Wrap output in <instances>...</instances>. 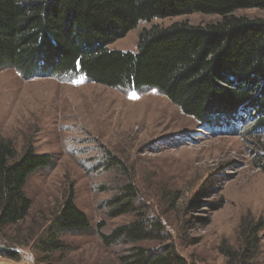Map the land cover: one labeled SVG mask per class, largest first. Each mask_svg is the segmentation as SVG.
Listing matches in <instances>:
<instances>
[{
  "label": "rangeland",
  "instance_id": "rangeland-1",
  "mask_svg": "<svg viewBox=\"0 0 264 264\" xmlns=\"http://www.w3.org/2000/svg\"><path fill=\"white\" fill-rule=\"evenodd\" d=\"M234 16L264 20V11ZM219 15L191 14L141 21L109 50L137 51L140 32L152 26L209 25ZM0 138L18 157L27 145L49 154L54 165L34 172L25 194L27 219L0 230V264L34 259L30 234H41L73 188L75 205L90 221L86 234L65 233L77 264H117L125 250L106 248L109 234L135 216H108L110 200L128 183L141 214L159 218L177 252L189 264H264V127L253 115L232 126H204L155 90L110 89L83 76L24 80L0 71ZM174 206V207H173ZM220 206L213 211V208ZM253 244L250 251L246 247ZM140 245L157 249V242ZM5 252L17 253L11 260Z\"/></svg>",
  "mask_w": 264,
  "mask_h": 264
},
{
  "label": "trees",
  "instance_id": "trees-1",
  "mask_svg": "<svg viewBox=\"0 0 264 264\" xmlns=\"http://www.w3.org/2000/svg\"><path fill=\"white\" fill-rule=\"evenodd\" d=\"M250 9L264 11V0H0V71L14 70L24 80L83 76L110 89L155 90L204 126H232L249 114L264 127V20L234 16ZM191 14L223 19L209 25L152 26L140 32L135 53L108 49L141 21ZM53 165L51 155L36 153L31 145L18 157L12 142L0 138V230L27 219L32 207L27 181ZM259 167L264 174V164ZM136 196L135 187L126 183L109 201V217L131 214L132 222L109 234L97 225L104 247H125L116 263L189 264L160 219L139 212ZM90 229L71 188L41 234H30L33 261L77 264L63 235ZM144 242L159 247L140 245ZM252 247L249 242L247 251Z\"/></svg>",
  "mask_w": 264,
  "mask_h": 264
},
{
  "label": "built area",
  "instance_id": "built-area-1",
  "mask_svg": "<svg viewBox=\"0 0 264 264\" xmlns=\"http://www.w3.org/2000/svg\"><path fill=\"white\" fill-rule=\"evenodd\" d=\"M25 260L27 263H32L33 262V257L30 254L25 255Z\"/></svg>",
  "mask_w": 264,
  "mask_h": 264
}]
</instances>
